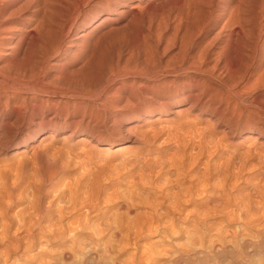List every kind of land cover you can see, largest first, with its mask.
<instances>
[{
	"label": "rangeland",
	"instance_id": "1",
	"mask_svg": "<svg viewBox=\"0 0 264 264\" xmlns=\"http://www.w3.org/2000/svg\"><path fill=\"white\" fill-rule=\"evenodd\" d=\"M31 1L0 12V264H264V0L243 31L239 0H68L45 32Z\"/></svg>",
	"mask_w": 264,
	"mask_h": 264
},
{
	"label": "bare ground",
	"instance_id": "2",
	"mask_svg": "<svg viewBox=\"0 0 264 264\" xmlns=\"http://www.w3.org/2000/svg\"><path fill=\"white\" fill-rule=\"evenodd\" d=\"M35 2L37 1V0H34ZM40 0H38V2H39ZM76 2V0H73V2ZM99 1H101V2H107L108 0H99ZM213 1V0H212ZM244 1H246V0H239L238 1V4H237V6H236V9H232L230 12H232V13H229L230 15L228 16V14H227V19L224 21V19H223V24H222V26H221V30L222 29H225V28H229V27H233V26H235V24L236 25H239L240 27L242 26V25H240L242 22H240V21H244V22H246V17H244L245 15V12H246V14H247V9H245L244 7L242 8V6L241 5H243L244 6V3H250L249 2V0L247 1V2H244ZM8 2L10 3V0H0V12H2L3 11V7H5V6H7V5H9L8 4ZM15 2V4H16V1H14ZM30 2H31V4L29 5V7L32 5V1L30 0ZM36 3L35 5H34V7H33V10H31L32 11V13H33V15L35 16V18L36 19H31V20H33V22H34V29H36V30H39V31H44L45 32V30L44 29H46L45 27H46V25H48L47 23H52V22H48V17L49 16H51V15H53V14H55V12H57V13H59V14H57L58 16L61 14V12H58L57 10H59V8L60 7H63V6H61V4H60V2H68V0H42L41 2H39V3ZM71 2V1H70ZM89 2V0H77V3L76 4H85V3H88ZM96 2V1H95ZM98 2V1H97ZM244 2V3H243ZM19 3V2H18ZM27 3V2H26ZM72 3V2H71ZM108 3H109V1H108ZM241 3H243V4H241ZM247 3V4H248ZM11 4V3H10ZM20 4V3H19ZM23 4V3H22ZM33 4H34V2H33ZM94 4V3H93ZM192 4V3H191ZM194 4V3H193ZM208 4V3H207ZM241 4V5H240ZM110 5V4H109ZM238 5H240L241 7H238ZM14 6V5H13ZM15 6H17V5H15ZM21 6V5H20ZM79 6H81V5H79ZM83 6V5H82ZM85 6V5H84ZM87 6H89V5H87ZM86 6V7H87ZM190 6V5H189ZM248 6H249V4H248ZM24 7H27L26 5L24 6ZM32 7V6H31ZM59 7V8H58ZM65 8H68V7H66V6H64ZM90 7V6H89ZM88 7V8H89ZM245 7H247V6H245ZM9 8V7H8ZM81 8V7H80ZM250 8V7H249ZM11 9H13V8H11ZM17 9V8H16ZM16 9L15 10H12V11H16ZM30 9V8H29ZM28 9V10H29ZM86 9V8H85ZM196 9V8H195ZM244 9V10H243ZM9 10H10V8H9ZM8 10V11H9ZM18 10V9H17ZM25 10V9H24ZM23 10V11H24ZM111 10H113V9H111ZM186 10V9H185ZM247 10V11H246ZM7 11V10H6ZM30 11V10H29ZM60 11V10H59ZM61 11H62V9H61ZM65 11V10H64ZM90 11V10H89ZM115 11V10H114ZM195 11V10H194ZM200 11V10H199ZM4 12V11H3ZM78 12V11H77ZM196 12V11H195ZM198 12V11H197ZM222 12V11H221ZM226 12V11H225ZM6 13V12H5ZM10 13H12V12H10ZM64 13V12H63ZM62 13V14H63ZM68 13V12H67ZM82 13V12H81ZM260 13V12H259ZM1 14V13H0ZM15 14V12L13 13V15ZM71 14V13H70ZM200 14V13H199ZM198 13H196V15H199ZM225 14V15H226ZM3 15V14H2ZM2 15H0V16H2ZM8 15H9V13H8ZM22 15V14H21ZM28 15V14H27ZM65 15V14H64ZM69 15V14H68ZM76 15H77V13H76ZM85 15V14H84ZM259 15V14H258ZM10 17H12L11 15H9ZM185 16V15H184ZM210 16V15H209ZM3 17H5L4 15H3ZM19 17H20V15H19ZM32 17V16H31ZM62 17V16H61ZM68 17V16H67ZM77 17V16H76ZM75 17V18H76ZM80 17V16H79ZM193 17L194 18H198V20H199V17H195V13H194V15H193ZM258 17V16H257ZM23 18V17H22ZM50 18V17H49ZM193 18V20H196V19H194ZM260 18V17H259ZM258 18V19H259ZM13 19V18H12ZM24 19V18H23ZM51 19H53V16H52V18ZM57 19V18H56ZM60 18H58V20H59ZM72 19V18H71ZM187 19V18H186ZM10 19H8V21H9ZM30 20V19H29ZM57 20V21H58ZM183 20V19H182ZM188 20V19H187ZM198 20H196V22L198 21ZM52 21V20H51ZM74 21H75V19H74ZM73 21V22H74ZM26 22V21H25ZM29 22H32V21H29ZM180 22V21H179ZM195 22V21H194ZM196 22H195V24H196ZM199 22V21H198ZM197 22V25H195L194 26V24H191V23H193V21L190 23L192 26H190L191 28L194 26V27H196L197 26V28L199 27V23ZM3 24V23H2ZM56 24V23H55ZM54 24V21H53V25H55ZM181 24V23H180ZM188 24V23H187ZM1 25V24H0ZM73 25V24H72ZM27 26V25H26ZM25 26V27H26ZM49 26V25H48ZM8 27V26H7ZM20 27V26H19ZM27 27H29V26H27ZM54 27V26H53ZM182 27V26H181ZM193 27V28H194ZM3 28V27H2ZM31 28V27H30ZM52 28V27H51ZM186 28V27H185ZM192 28V29H193ZM196 28V29H197ZM236 28V27H235ZM4 29V28H3ZM5 29H6V27H5ZM4 29V30H5ZM16 29V28H15ZM14 28H13V31H16ZM26 29V28H25ZM188 29H189V27H187V29H185L184 31H186V33H188V34H184L182 37L183 38H185L186 40H187V42L189 41V39H188V36H189V38H191L190 37V35H191V33H189L188 32ZM191 29V30H192ZM198 29H200V27L198 28ZM241 30H242V27L240 28ZM250 29V28H249ZM1 30V29H0ZM4 30H1V31H3L4 32ZM18 30H20V29H18ZM22 30V29H21ZM20 30V31H21ZM27 30V29H26ZM49 30V29H48ZM69 30V29H68ZM246 30V29H245ZM261 30V29H260ZM0 31V32H1ZM7 31H9V32H12V31H10L9 29H7V30H5V32H7ZM29 31H30V29H29ZM194 31V29L191 31V32H193ZM223 31V30H222ZM243 31V30H242ZM8 32V33H9ZM68 32V31H67ZM197 32H199V31H197ZM241 32V31H240ZM15 33V32H14ZM23 33V32H22ZM54 33V32H53ZM232 33V32H231ZM10 34V33H9ZM12 34V33H11ZM31 34H32V32H31ZM43 34H45V33H43ZM56 34V33H55ZM244 34V33H243ZM6 35V34H5ZM17 35V34H16ZM24 35V34H23ZM35 35V34H34ZM241 35H242V33H241ZM8 36V35H7ZM12 36H13V34H12ZM11 36V37H12ZM36 36V35H35ZM38 36V35H37ZM45 36V35H44ZM186 36V37H185ZM232 36V35H231ZM6 37V36H5ZM9 37V36H8ZM24 37V36H23ZM46 37V36H45ZM44 37V38H45ZM52 37H55L54 35H52ZM51 37V38H52ZM63 37V36H62ZM61 37V38H62ZM176 36H174V38H175ZM181 37V38H182ZM0 38H1V36H0ZM31 38V37H30ZM40 38V37H39ZM64 39H65V36L63 37ZM24 39V38H23ZM22 39V40H23ZM184 39V40H185ZM228 39V38H227ZM4 40V39H3ZM19 40V39H18ZM54 40V39H53ZM52 40V41H53ZM63 40V39H62ZM68 40V39H67ZM184 40H182V41H184ZM45 41V40H44ZM49 41V40H48ZM61 41V40H60ZM110 41V40H109ZM2 42V41H1ZM7 42V41H6ZM10 42V41H9ZM8 42V43H9ZM21 42V41H20ZM32 42V41H31ZM57 43H58V40L56 41ZM63 42H65V41H63ZM68 42H69V40H68ZM186 42V43H187ZM2 43H4V41L2 42ZM11 43V42H10ZM15 43H16V41H15ZM23 43V42H22ZM35 43H37V42H35ZM56 43V44H57ZM60 43V42H59ZM184 43V42H183ZM183 43H182V45H183ZM63 44V43H62ZM75 44V43H74ZM5 45V44H4ZM15 45V44H14ZM39 45V44H38ZM6 46H8V45H6ZM5 46V47H6ZM21 46V45H20ZM47 46V45H46ZM66 46H67V44H66ZM96 46V45H95ZM185 46V45H184ZM1 47H2V45H1ZM17 47H19V46H17ZM40 47V46H39ZM65 47V46H64ZM63 47V48H64ZM67 47H69V46H67ZM8 48V47H7ZM7 48H5V49H7ZM42 48V46L40 47V49ZM58 48V47H57ZM56 48V52H57V50L59 49H57ZM246 48V47H245ZM54 48H52V50H53ZM61 49V48H60ZM66 49V48H65ZM64 49V50H65ZM2 50V49H1ZM0 50V51H1ZM17 51H18V48L16 49ZM20 50V49H19ZM64 50H62V51H64ZM10 51V50H9ZM13 51V50H12ZM20 51H22V50H20ZM38 51V50H37ZM59 51V50H58ZM65 51H67V50H65ZM201 51V50H200ZM16 52V51H15ZM19 52V51H18ZM53 52V51H52ZM61 52V51H60ZM4 53V52H3ZM2 53V54H3ZM11 53V52H10ZM10 53H9V55H10ZM200 53V52H199ZM6 54V53H5ZM5 54H3V55H5ZM13 54H14V52H13ZM53 54H56V53H53ZM58 54V53H57ZM61 54V53H60ZM2 55V56H3ZM195 55V54H194ZM200 55V54H199ZM203 55V54H202ZM54 56V55H53ZM52 56V57H53ZM57 57H58V55H56ZM198 56V55H197ZM196 56V57H197ZM9 57V56H8ZM11 57V56H10ZM18 57V56H17ZM193 58V57H192ZM191 58V59H192ZM203 58V57H202ZM6 59H8V58H6ZM0 60H2V59H0ZM200 60H202V59H200ZM5 61V60H4ZM132 61V60H131ZM14 63V62H13ZM30 63V62H29ZM57 63V62H56ZM193 63V62H192ZM203 63V62H202ZM45 64V63H44ZM199 64V62L197 63V65ZM262 64H263V62H262ZM193 65H195L196 66V63L195 64H193ZM200 65V64H199ZM93 67V66H92ZM29 69V68H28ZM257 72V71H256ZM262 73V72H261ZM90 74V73H89ZM218 76H220V75H218ZM74 77V76H73ZM10 79V78H9ZM8 80V79H7ZM72 80V79H71ZM78 80V79H77ZM12 82H13V80H11ZM13 84V83H12ZM64 84V83H63ZM38 91V90H37ZM42 101V100H41Z\"/></svg>",
	"mask_w": 264,
	"mask_h": 264
}]
</instances>
